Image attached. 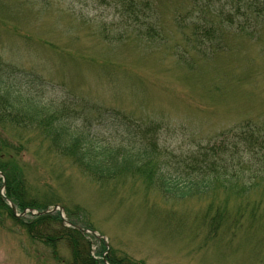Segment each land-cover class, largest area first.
Listing matches in <instances>:
<instances>
[{
  "label": "rangeland",
  "instance_id": "obj_1",
  "mask_svg": "<svg viewBox=\"0 0 264 264\" xmlns=\"http://www.w3.org/2000/svg\"><path fill=\"white\" fill-rule=\"evenodd\" d=\"M114 1L0 0V54L48 81L53 104L66 99L73 107L65 121L58 116L63 128L79 107L68 100L77 97L160 123L163 146L180 160L222 132L264 120V23L250 35L214 28L204 37L219 24L217 8L229 12L234 0H144L154 11L148 22L156 41L122 36L120 28L104 40L103 24L119 20ZM193 32V43L184 44ZM4 119L0 114L1 159L25 169L36 200L20 209L9 199L13 210L0 199V264H126L124 257L132 264H264L261 187L246 199L219 187L174 200L139 169L91 177L45 134ZM40 204L48 208L36 209ZM58 207L63 218L52 214ZM42 211L48 215L33 213ZM63 219L72 227L61 233Z\"/></svg>",
  "mask_w": 264,
  "mask_h": 264
},
{
  "label": "trees",
  "instance_id": "obj_2",
  "mask_svg": "<svg viewBox=\"0 0 264 264\" xmlns=\"http://www.w3.org/2000/svg\"><path fill=\"white\" fill-rule=\"evenodd\" d=\"M240 2L246 14L250 13V16L254 18L246 17V20L250 18L251 21L257 22L264 19V0H241ZM124 10L130 15L134 14L135 17L139 12L132 1L128 4L124 3ZM237 12L243 16L239 8ZM241 30L245 31L246 27L242 26ZM193 35H195L194 32L185 37L187 43H193ZM207 36L211 37L212 34L204 33V37ZM48 109L44 105L31 103L20 94L7 91L2 84L0 85V114L4 115V120L13 125H25L45 134V138L56 151L69 156L91 177L101 179V177L107 178L112 175L116 177L125 173L130 175L134 169H139L144 175H148L149 179H158L161 193L174 200L205 197L219 187L243 199L248 198V195L253 194L252 191H256L258 187H261L264 192V164L259 167L250 162L248 165L239 163L243 160L241 161L237 156L238 153L234 152L241 151L264 158V121L258 125L253 122L245 123L233 135L235 136L233 140L222 137L219 143L205 147L197 160L187 163L186 173L175 168L172 173L163 168L165 163L162 167H158L156 164L158 156L155 151L145 150V146H141L139 150L132 147L107 148L93 140L89 133L75 128L73 130L68 127L63 128L58 116L61 121L65 117H61L60 113H49ZM53 117H56L54 121L51 120ZM223 140L224 142L220 143ZM6 152L7 149L4 146L0 147V172L5 177V197L20 209L32 207L31 202L28 204L26 200L32 198L36 200V198L30 193L31 189L25 174L20 166L2 161L1 157H4ZM13 155L15 156L16 152H13ZM255 166L256 170H254ZM0 199L5 202L2 197ZM47 208L46 204L36 207L39 210ZM59 229L61 233L68 231L65 226H60Z\"/></svg>",
  "mask_w": 264,
  "mask_h": 264
},
{
  "label": "bare ground",
  "instance_id": "obj_3",
  "mask_svg": "<svg viewBox=\"0 0 264 264\" xmlns=\"http://www.w3.org/2000/svg\"><path fill=\"white\" fill-rule=\"evenodd\" d=\"M154 141H155V142H158V141H159V137H156V138L154 139ZM156 164L158 165V167H160V162H159V160L156 162ZM22 171L25 172V169L22 168ZM145 176H147V175H144V177H145ZM4 183H5V182H4Z\"/></svg>",
  "mask_w": 264,
  "mask_h": 264
}]
</instances>
